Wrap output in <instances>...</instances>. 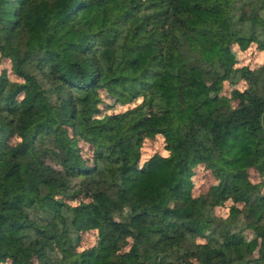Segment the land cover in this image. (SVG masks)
<instances>
[{
	"label": "trees",
	"instance_id": "1",
	"mask_svg": "<svg viewBox=\"0 0 264 264\" xmlns=\"http://www.w3.org/2000/svg\"><path fill=\"white\" fill-rule=\"evenodd\" d=\"M252 45L264 0H0V264H264Z\"/></svg>",
	"mask_w": 264,
	"mask_h": 264
},
{
	"label": "rangeland",
	"instance_id": "2",
	"mask_svg": "<svg viewBox=\"0 0 264 264\" xmlns=\"http://www.w3.org/2000/svg\"><path fill=\"white\" fill-rule=\"evenodd\" d=\"M239 56L242 60V64L248 65L249 67L259 66L260 64L264 62V52L259 53V51L255 49L254 45H252L247 51L240 54ZM1 65L2 67H4L7 65V63L5 62V63H2ZM142 151L143 153L146 154L147 157L155 153L162 154L163 149H162L161 141L159 139L146 141V143L142 147ZM251 179L254 182L258 181V178L257 176H255V174H251ZM212 182H213V179L210 176V173L206 171L203 167H200L199 169L195 171V176L193 178V183L196 186L194 192L199 193L207 189L212 184ZM228 206L229 204L226 207L216 209L215 210L216 215L221 216V217L226 216ZM94 242H95L94 237H92V235H88L85 241L82 242L81 247L82 248L88 247L92 245Z\"/></svg>",
	"mask_w": 264,
	"mask_h": 264
}]
</instances>
